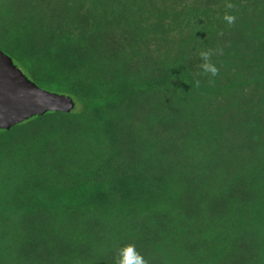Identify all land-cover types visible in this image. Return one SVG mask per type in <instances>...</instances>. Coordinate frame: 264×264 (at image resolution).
Wrapping results in <instances>:
<instances>
[{
  "label": "trees",
  "instance_id": "trees-1",
  "mask_svg": "<svg viewBox=\"0 0 264 264\" xmlns=\"http://www.w3.org/2000/svg\"><path fill=\"white\" fill-rule=\"evenodd\" d=\"M0 51L74 104L0 130V264H264V0H0Z\"/></svg>",
  "mask_w": 264,
  "mask_h": 264
},
{
  "label": "water",
  "instance_id": "water-1",
  "mask_svg": "<svg viewBox=\"0 0 264 264\" xmlns=\"http://www.w3.org/2000/svg\"><path fill=\"white\" fill-rule=\"evenodd\" d=\"M73 107L69 97L50 93L29 81L0 51V130L48 112L69 113Z\"/></svg>",
  "mask_w": 264,
  "mask_h": 264
},
{
  "label": "clouds",
  "instance_id": "clouds-1",
  "mask_svg": "<svg viewBox=\"0 0 264 264\" xmlns=\"http://www.w3.org/2000/svg\"><path fill=\"white\" fill-rule=\"evenodd\" d=\"M226 7L233 8L234 5L227 4ZM224 20L232 25L236 21V17L233 15H225ZM214 53L211 50L201 51L200 58L203 61L201 64V69L203 73L210 74L212 77H215L219 74V69H217L211 62V56ZM200 86L199 80L196 81V87ZM116 264H148V261L135 251V247L132 245L124 247L119 253V259L116 261Z\"/></svg>",
  "mask_w": 264,
  "mask_h": 264
}]
</instances>
